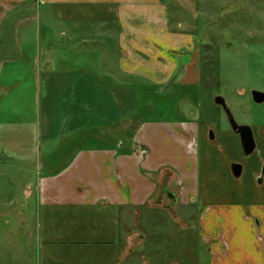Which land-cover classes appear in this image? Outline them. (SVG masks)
I'll return each instance as SVG.
<instances>
[{
    "label": "crops",
    "instance_id": "crops-1",
    "mask_svg": "<svg viewBox=\"0 0 264 264\" xmlns=\"http://www.w3.org/2000/svg\"><path fill=\"white\" fill-rule=\"evenodd\" d=\"M201 4L0 0V264H264V173L232 181L224 116H147L198 83Z\"/></svg>",
    "mask_w": 264,
    "mask_h": 264
},
{
    "label": "rangeland",
    "instance_id": "rangeland-1",
    "mask_svg": "<svg viewBox=\"0 0 264 264\" xmlns=\"http://www.w3.org/2000/svg\"><path fill=\"white\" fill-rule=\"evenodd\" d=\"M201 6L197 66L194 67L198 83L181 85L177 98L183 94L188 96L184 95L178 101L167 97L166 103L162 104L163 113H148L147 116L184 118L192 109V115L198 120L220 119L223 113L212 102V94L219 92L235 122L261 129L264 126V103L253 101L250 90L264 91V0H202ZM185 77L184 69L178 68L168 82L185 81ZM157 94L155 99L158 100ZM166 109L169 110L167 113ZM223 123L228 128L227 122ZM4 193L9 195L6 191L1 192ZM166 203L170 205L172 201L169 199ZM11 204L15 203L0 198V216L8 214ZM5 230L0 227L3 245L7 241ZM3 250L6 248L0 252Z\"/></svg>",
    "mask_w": 264,
    "mask_h": 264
},
{
    "label": "flooded vegetation",
    "instance_id": "flooded-vegetation-1",
    "mask_svg": "<svg viewBox=\"0 0 264 264\" xmlns=\"http://www.w3.org/2000/svg\"><path fill=\"white\" fill-rule=\"evenodd\" d=\"M252 90H254V89L250 90L251 98H252V93H251ZM217 95L222 96L223 100L225 101V98L222 95V93L214 92L212 94V102H213L214 97L217 96ZM252 100H253V98H252ZM213 104L221 110V112L223 113L222 115L225 118V122H227L229 131L236 138L235 139V146H230L229 147V150L232 152V157H233L232 159H230V161H228V169H229L230 178L232 179V181L240 183L242 186L244 185V183L245 184L248 183V185H246V186H252L255 183L261 182L262 179H263V173H264L263 169L260 170V172L258 173L257 176H255V174L248 175L247 170H249L250 169L249 166L253 164L252 155L259 149L260 145H264V143L261 142V141H264V126H263L262 131H261L262 136H257L255 125L245 124V125H249L250 126V128L252 130V137H253V140H254V149H253L252 153L249 154V155H245L243 153L242 144L240 143V137H239V135L236 132H234L231 129L229 121H228V117L226 115V112H225L224 108L222 107L221 104H215L214 102H213ZM236 123L240 124L239 122H236ZM241 124H244V123H241ZM207 135L210 136L211 138H215V135H214V133L212 132L211 129H207ZM260 138H262V139L260 140ZM219 147H222V145H219ZM230 164H231V166H230ZM237 164H239L240 167ZM236 166H238L239 169H240L238 175H236V172H237Z\"/></svg>",
    "mask_w": 264,
    "mask_h": 264
},
{
    "label": "water",
    "instance_id": "water-1",
    "mask_svg": "<svg viewBox=\"0 0 264 264\" xmlns=\"http://www.w3.org/2000/svg\"><path fill=\"white\" fill-rule=\"evenodd\" d=\"M252 98L256 103H264V92L260 90H252ZM213 102L215 104H221L224 108L226 115L228 117V121L230 124L231 129L236 132L240 137V143L242 144L243 153L245 155H249L252 153L254 149V140L252 137V130L249 125L245 124H237L234 121V118L232 117L230 111L228 110V107L226 106L225 101L223 100L222 96L217 95L214 97ZM239 166V164H237ZM231 166V164H230ZM236 166L237 172L236 175L239 174V167ZM168 196H173V194L169 191L166 193Z\"/></svg>",
    "mask_w": 264,
    "mask_h": 264
}]
</instances>
